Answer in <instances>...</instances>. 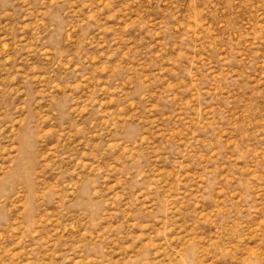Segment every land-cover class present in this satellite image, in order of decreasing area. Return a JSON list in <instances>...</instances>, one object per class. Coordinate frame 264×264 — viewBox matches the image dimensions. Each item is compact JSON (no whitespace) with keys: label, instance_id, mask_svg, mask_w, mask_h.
Segmentation results:
<instances>
[{"label":"rangeland","instance_id":"374dc122","mask_svg":"<svg viewBox=\"0 0 264 264\" xmlns=\"http://www.w3.org/2000/svg\"><path fill=\"white\" fill-rule=\"evenodd\" d=\"M0 264H264V0H0Z\"/></svg>","mask_w":264,"mask_h":264}]
</instances>
